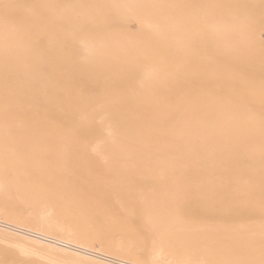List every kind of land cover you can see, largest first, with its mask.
I'll return each instance as SVG.
<instances>
[{
	"label": "bare ground",
	"instance_id": "6f19581e",
	"mask_svg": "<svg viewBox=\"0 0 264 264\" xmlns=\"http://www.w3.org/2000/svg\"><path fill=\"white\" fill-rule=\"evenodd\" d=\"M160 1L163 9L153 13L156 0H81L76 4L44 0L39 5L84 11L31 14L52 30L45 81L31 93L41 98L39 106L45 107L50 119H37L34 113L27 118L25 109L35 106L31 101L17 105L15 93L0 95L4 105L0 107V175L40 184L45 193L54 192L71 201L96 207L114 205L130 217L138 213L149 226L174 223L178 232L191 235L187 239L201 241L213 250H236V255L245 256L246 264H264V211L254 224L212 220L209 216H220L222 209L214 210L207 204L209 196L202 192L206 186L221 189L225 184L219 177L228 174L230 187L242 186L243 170L233 157L248 159L251 154L244 145L252 143V135H246L245 129L256 119H264V108H257L260 114L256 118L244 97L248 77L264 76V50L253 43V32L259 31L253 25L258 21L264 26V0H252L259 2L257 12L247 7L241 14L245 28L238 34L229 21L211 30L224 43L211 47L179 44L175 59L180 65L152 43L150 32L158 38L174 31L175 39L184 41V32L206 39L203 34L208 31L191 15L183 24L178 18L181 13L178 23L169 25L166 9L171 0ZM194 6L197 17L214 18L211 12ZM27 27L9 23L7 17L0 20V63L9 65L19 55L28 56L27 50L33 47ZM100 34L103 44L97 43ZM231 40L246 43H226ZM15 73L7 68L0 71L9 86L24 90L21 81L16 83ZM234 81L236 103L230 96ZM135 85L143 87L142 95L132 90ZM86 105L97 110L88 112L91 108H84ZM259 186L251 189L262 188L263 196L255 205L261 208L263 179ZM184 193L194 194L187 203L198 206L194 219L188 217L190 209L178 207L182 197L176 195ZM250 199L258 200L255 196ZM43 237L40 239L47 236Z\"/></svg>",
	"mask_w": 264,
	"mask_h": 264
},
{
	"label": "rangeland",
	"instance_id": "374dc122",
	"mask_svg": "<svg viewBox=\"0 0 264 264\" xmlns=\"http://www.w3.org/2000/svg\"><path fill=\"white\" fill-rule=\"evenodd\" d=\"M43 1L0 0V20L7 17L9 23L18 22L24 28L28 26L26 35L33 47V50H27L28 56L19 55L12 64L0 63V71L5 68L15 70L16 83L21 81L20 83L25 87L24 90H20L13 85L9 86L8 79L2 77L1 73L0 95L5 92L15 93L13 96L19 98L17 105L31 101L30 103L35 106L25 109L29 114L27 118H30L31 114L34 113L33 117L41 120L50 119L48 118L49 113L45 111L44 106H39L41 98L33 97L31 93L34 87L41 86V82L45 81L43 74L50 62L46 50L49 47V41H51L52 30L50 27L41 26L37 16L42 13L41 11H84L73 7L61 9V6L57 4L47 8L39 7ZM54 1L56 2V0ZM68 1L70 4L71 1L74 4L81 3V0ZM47 2L50 4L51 0H47ZM246 3L248 4L246 5ZM257 3L259 2L252 0H171L169 8L166 9L168 24L178 23L176 18L179 13L182 15L178 18L183 24L191 15L192 20L198 18V22L208 31L203 34L206 39H202L201 35L197 33L184 32L186 40L181 41L175 39L174 31L160 34L158 38L155 32L151 31L149 38L156 47L165 51L173 63L180 65L182 62H177L175 59L179 44H188L193 47L200 45L211 47L224 43V41L217 39L218 33L211 30L217 27L221 28L225 26V22L228 23L229 21L232 23L229 26L233 27L234 32L238 34L245 28L241 14L246 11L247 7L251 10L254 8L253 10L257 12ZM194 4L211 12L214 18H206L204 14L197 17ZM20 5L21 7H18ZM156 6L159 7L156 8ZM162 7L161 1L156 0L151 11L152 13L157 12L162 10ZM36 12H38L37 16L33 17L31 14ZM226 13H229L231 17H227ZM15 16L18 17L15 18ZM152 26L154 29L155 25ZM253 26L259 30L253 32L256 36L253 43L262 46L264 50V35L262 34V37L257 36L260 32L264 33V26L258 21ZM161 27H163L162 24ZM97 43L103 44L101 34L98 35ZM226 43L242 46L246 42L231 40L226 41ZM32 52L35 54L33 55ZM232 72L234 75L235 67ZM234 80L236 81V78ZM235 81L230 96L236 103L237 85ZM246 82L249 85L247 86V94H244L245 103L250 106V113L257 118L260 114L257 108H264V76L248 77ZM132 90L139 95L144 93L143 87L139 85L133 86ZM191 96L195 97V94H191ZM43 100L47 102L46 99ZM0 107H4L1 102ZM84 108H91L88 112L92 113L97 110L94 105H86ZM245 132L246 135H252V143L244 145L248 154L251 155H248L247 160L244 157L237 159L236 156L233 157L234 163L237 160L238 168L243 170L242 186L237 189L230 187L229 180L232 177L228 174L227 177H219L225 184L221 186V189L206 186L202 190L209 196L210 203L207 204H212L214 210L222 209L220 216H215V214L209 216L212 220L230 219V221H244L247 224H254L253 222L260 221L259 214L262 213V210L264 211V207L255 206L260 203V197L263 196L262 188L251 189L260 187L259 182L264 180V142L259 146L256 145L257 142L264 141L262 134L264 132V119H256L253 124L246 127ZM2 160L1 162L4 163V159ZM252 174L259 175L253 176ZM0 177V264H119L118 260L126 262L120 264H246L245 256L236 255V250H213L201 241L187 239L191 235L178 232L176 230L178 229L177 225L174 223L162 226L161 223L156 222L150 227L138 213L130 217L127 212L114 205L96 207L90 203L83 202L85 203L83 204L82 202L71 201V199L54 192L45 193L40 184L24 183L14 179L11 175H0ZM248 182L250 183L249 186H247ZM2 183L3 185L6 183L4 185L6 187H2ZM12 183L17 184L15 185L17 189L14 184L11 186ZM234 184L232 182V185ZM148 191L150 190L148 189ZM193 195V193L176 195L177 198L186 196L183 201L182 198H178L179 205H177L183 210L185 208L190 209L189 219L197 217L198 206L193 204L187 206V203L192 202ZM252 196L258 200L252 201L250 199ZM245 200L247 206L244 207ZM175 207L177 206L175 205ZM258 226L260 228V225ZM42 237L59 239L61 242L57 243L58 241L54 239H40Z\"/></svg>",
	"mask_w": 264,
	"mask_h": 264
}]
</instances>
